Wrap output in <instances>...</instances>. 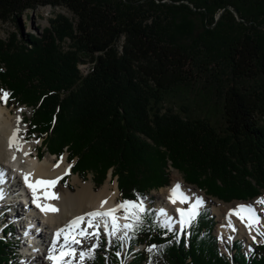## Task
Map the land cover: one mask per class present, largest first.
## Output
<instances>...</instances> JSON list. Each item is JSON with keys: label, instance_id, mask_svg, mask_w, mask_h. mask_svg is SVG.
<instances>
[{"label": "trees", "instance_id": "1", "mask_svg": "<svg viewBox=\"0 0 264 264\" xmlns=\"http://www.w3.org/2000/svg\"><path fill=\"white\" fill-rule=\"evenodd\" d=\"M48 5L74 19L56 13L44 35L0 40V90L31 107L28 135L45 137L42 149L67 154L96 186L112 169L122 200L139 194L153 213L122 249L101 236L85 264H264V242L252 256L242 240L230 257L221 251L209 206L189 237L165 234L150 197L170 184L168 160L224 202L264 193V0H0V19ZM193 90L199 114L169 104ZM62 183L71 188L69 176ZM15 247L0 240V264H12Z\"/></svg>", "mask_w": 264, "mask_h": 264}, {"label": "bare ground", "instance_id": "2", "mask_svg": "<svg viewBox=\"0 0 264 264\" xmlns=\"http://www.w3.org/2000/svg\"><path fill=\"white\" fill-rule=\"evenodd\" d=\"M24 117L25 116L23 109L22 111L21 109H18L16 112H14L11 109L8 100L7 103H3V101L0 100V169L5 170V172L7 173V182L3 185L6 199L5 204L10 209V206H12L11 210H14L12 212L11 219L12 221L17 222L16 228L18 226L20 227L18 228V237L23 238V236H25V234H23V232L25 231L24 228L26 227L25 223H28L29 219L31 220L32 217L30 215L33 214L34 211V215L36 214V216H38V221L37 225L33 223L32 227L35 229L39 228V230L40 226H42L43 228L42 231L38 234H34L33 230L31 229H26V233L28 231L30 232L29 238L35 241V245L32 246L30 250L36 251V253L31 256H27V259H25V264H51V262L46 259V256L48 254V250L54 238L55 232H57L60 228L65 227L75 217L85 216L87 213L97 210L107 211L109 209H113L117 207V205H119L122 201H119L118 197L120 193L118 183L112 182L111 178H109L104 185L96 189L92 180L83 181L79 175L75 174L74 183L76 184V190L73 191L70 188H67L65 191L62 190L60 187V183L62 182V179L65 175L71 173L72 164L68 161L66 156L62 157V161L59 157L56 160L54 155H52L51 158L48 156H43L42 158H35L32 155V152L36 151L40 155L42 154V151H38V147H35L31 141L26 140L24 138L28 135V131H26L22 126L25 121ZM18 127L20 129L19 143L22 145V150L9 146V139L10 137H12L14 131ZM25 153H28V155H25ZM13 157H16V159L14 160ZM11 162H14V164H11ZM57 164H59V167H56ZM22 173H33V180L39 178H43L45 180H57V178H60L59 182L55 185V187L50 189L51 192L56 193L59 196V199H45L44 190L42 189L39 192V195L41 197L39 202L41 204L52 205L56 207L59 211H49L45 214V212H42L39 208L36 207V204L33 203L31 190L24 183ZM176 183L182 185L184 191L190 190V187L187 186L183 182V180L174 178L172 180V183L168 187L161 189L160 193H156L159 194V209H165L168 212L169 216L178 219L179 214L176 210L178 208H186L188 207V205L179 203L172 204L169 201L168 197L170 191ZM194 190L195 191H190L189 195L195 194V196L203 197L196 189ZM23 194L29 196L30 199L27 202L28 205H26V207L28 206V208L25 209V211L22 212L21 215V212L15 209V207L17 208L15 199L20 200L21 198H23ZM261 197L264 196H260L259 198ZM26 201H24V203H26ZM102 201H107V203H104L102 205ZM255 202L256 201L241 202L237 203V205H233L228 208L224 207V209L219 207L216 208L217 212H219L221 215L219 219L220 225L217 230V234L219 235L218 237L223 235V237L225 238L223 244L227 242L228 236L237 237L242 234L246 236L249 243L254 242L251 239V236L249 235L248 229L235 216L232 218V221L236 227V231L233 232L230 228H228L226 226V214L229 212V210L237 208L238 205H255ZM255 206L257 207L258 211L261 209L260 205ZM123 211L124 210H121L115 213V215L119 218V224L128 223V220H126L125 216L122 214ZM261 214L264 216V211H260V215ZM262 215L261 217L264 218ZM160 218L164 220L163 217ZM4 223L5 221L3 220L0 224V234L2 235V237H4L6 233L10 231V237H12L11 239L13 241L16 235L14 232L15 226L11 224H5V226L2 227ZM11 226L14 227V231L8 230V228ZM81 227L86 228L87 223L81 224ZM175 227L179 229L178 224ZM27 228H29V225L27 226ZM101 228H104L102 222ZM93 230L94 229L92 228L88 229V231L90 232ZM252 235L256 236V240L259 237V234L255 230H253ZM13 242L17 243V239H14ZM83 244L84 242L82 243V245L77 247L82 248ZM37 260H40V262L36 263Z\"/></svg>", "mask_w": 264, "mask_h": 264}, {"label": "snow or ice", "instance_id": "3", "mask_svg": "<svg viewBox=\"0 0 264 264\" xmlns=\"http://www.w3.org/2000/svg\"><path fill=\"white\" fill-rule=\"evenodd\" d=\"M10 95L9 92L0 90V100L4 103H7ZM19 131L20 129L18 127L14 131L12 137H10L9 146L22 150V145L19 143ZM37 143H39V141H37ZM25 155H28V153H25ZM13 159L15 160L16 157H13ZM62 159L63 158H61V161ZM56 167H59V164H57ZM33 175V173H22L25 185L31 190L33 203H35L36 207L42 212H45V214L49 211H59L52 205L41 204L39 202L41 199L39 192L42 189L44 190L45 199H59V196L51 192L50 189L55 187L60 178H57V180H45L43 178L33 180ZM6 182V172L0 169V201L5 198L3 185ZM190 191L191 190L184 191L183 186L179 183H176L170 191L168 199L172 204L179 203L188 205L186 208H178L176 210L179 214L178 219L169 216L165 209L159 210V217H163L164 220L158 227L165 229V234L168 232L173 233L177 240H179L181 233L190 235L187 230L192 227L205 206L203 197L195 196V194L189 195ZM144 200L145 198L137 194V200L122 201L113 209L107 211L97 210L89 212L85 216L75 217L65 227L60 228L54 233V238L50 244L46 259L49 260L51 264H74V262H76V264H85V261L94 260L95 251L100 246L101 222L106 229V235L109 237L108 243L113 244L115 242L118 247L122 249L139 231L143 230L144 221L153 215L152 211L145 207ZM104 203H107V201H102V205ZM255 205H260L261 209L258 211ZM255 205H238L237 208L229 210L226 214V226L233 232L236 231V227L232 221V218L235 216L248 229L249 235L254 242L256 241V236L252 235L253 230L264 237V218L260 215V211H264V197L258 198ZM121 210L126 212L125 219L129 221L128 223H118L119 218L115 213ZM84 223H87L86 228L81 227V224ZM177 224L179 225V231L175 228ZM89 228L94 229V231H88ZM129 233H131V235H129ZM218 238L222 242L225 239L223 235ZM233 239V236H228L227 242L231 243ZM93 240L95 243H92L87 250L77 247L82 245L84 241ZM157 249L158 246L152 245L147 251L151 254ZM116 255L119 257L121 251H117ZM121 264H125V260H121ZM149 264H151V261H149Z\"/></svg>", "mask_w": 264, "mask_h": 264}, {"label": "rangeland", "instance_id": "4", "mask_svg": "<svg viewBox=\"0 0 264 264\" xmlns=\"http://www.w3.org/2000/svg\"><path fill=\"white\" fill-rule=\"evenodd\" d=\"M230 10L232 11V13L236 16L237 20L239 21V16H238L237 12L233 9V7ZM56 13H63L64 15H66V16H68L70 18L74 17V14L69 9H67L65 7L53 8V7L48 5V6H39L38 8H36L34 10H26L23 13L19 14L18 18L10 17L7 20L0 19V40L7 41V40H9L11 38L10 36H12L13 34H17L18 38L21 41L25 40V38H28L31 35H44L46 33L45 32L46 28L50 25L49 19L53 18ZM220 15H221V12L217 14V18H216L217 21L220 18ZM215 23L213 25H215ZM249 26H250V24H249ZM69 43L70 42H65V43H63V45L65 47H68ZM79 67H80V69H81L83 74H87L88 72H90L91 63L90 62L81 63L79 65ZM0 87H1V85H0ZM195 91L196 90H193L192 93L190 92V94H188V95L187 94H182V98L184 99L185 102L181 98L178 97V96H181V94L180 95H174V97H172L171 100L169 101V104H173L176 107L180 106L179 103L182 104V105L184 104V106L188 110H191V112L193 114L197 115V114H199V112L197 111V108H196V106L193 103V101H195V99L197 97ZM8 102H9V100H8ZM174 103H176V104H174ZM9 105H10V102H9ZM10 107H11V109L14 112H16L18 109H23L24 110V116H25L24 120L25 121L22 124V126L27 131V129H28V122L27 121L29 120V117L31 116V112H32L31 107H29V106L27 107L25 105H23V106H15V107L10 105ZM260 122H261V124H264V116L263 117L261 116ZM44 138L39 140L37 138H30L29 137L26 140L31 141L34 144L35 147H38V149H39L38 151H40L44 147ZM37 141H39V143H37ZM42 150H41L42 151L41 158L43 156H46V157L48 156V157L51 158V156L54 155L56 160L58 159V156H56L55 154H51L50 152H48L47 150H44V149H42ZM63 156H66V154H64ZM166 172L171 177L170 184L172 183V180L174 178L183 180V182L187 186L190 187L191 191H195L194 189H196L204 197L205 203H206L205 206H209L211 208L212 214L214 215V217L216 219V225L214 227V233L215 234H217V230H218L219 225H220V220L219 219H220V216H221L220 213L217 212V210H216L217 207L224 209V207L228 208L230 206L237 205V203H241V202H254L260 196H264V193H263L260 196L254 198V199H251V200H245V201H236L235 200V201H232V202H224V201H222V200H220V199H218L216 197H211V196L206 195L197 186L189 185L188 183H186V181H185V179L183 177V173L172 166L171 160L167 161ZM68 175H69V185H71V188L69 186L65 185L62 182L60 183V187L64 191L67 188H70L71 190L74 191V190H76V184L74 183V175L75 174L70 173ZM76 175H78V174H76ZM109 178H111L112 182H117L118 183V177H117V175H115V176L113 175L112 169H111V170H109V172L107 174L106 180L100 186H96L95 183H94L95 188L98 189L99 187L104 185ZM82 180L83 181H90V180L93 181V174L92 173L88 174L87 178L86 179H82ZM165 187H168V186H164V187H161V188L156 189V190L154 189V190H152V192L150 194V197H152L154 199V203H155V205H157L158 210H160L159 209V204H158V200H159V194L158 193H160L161 189H163ZM119 192H120V190H119ZM156 192H158V193H156ZM118 197H119V201H121L122 200L121 199V193H119ZM15 200H16V204H17V208L15 207V209L19 210L21 212V215H22V212H24V211H22L23 210V204H22L23 202H21V200H19V199H15ZM144 203H145V207L149 206V203L147 201H144ZM13 211L14 210H11V211L8 210L6 213L0 212V214L2 215L1 216L2 219L0 218V220H1L0 223L2 222V220H4L5 223L2 225V227H4L5 224H11V225L15 226V231L14 232H15L16 235H15L14 239L16 240V236L19 235L18 228H20V227L18 226L16 228L17 222L12 221V219H11ZM34 213H35V211L33 212V215H34ZM34 217H36V219H38V216H36V214L34 215ZM159 219L163 221V219H161L160 217H159ZM41 228H42V226H40V229ZM0 233H1V230H0ZM100 233H101V231H100ZM120 234H122V233H120ZM9 235L10 234L5 235L4 237L11 239L12 237H10L11 235L10 236ZM101 235H105V237L107 238L106 243H108V236L106 235V233L105 234L101 233ZM182 235L183 234H180V236H182ZM0 237H2L1 234H0ZM14 239H13V241H14ZM238 240H242L243 241V243H244L243 244V250L246 252V254L248 256H252L255 253L256 245L264 242V237L259 235L257 240L255 242H251V243L248 242V240H247V238H246V236L244 234H242L240 236H237V237H234V239H233V241L231 243L226 242L225 244H223V242L219 239V241H220V243L222 245L221 246V251L226 253V255H228L230 257V255H233V252L231 253V250L234 247L235 242L238 241ZM92 243H95V241L94 240L93 241H84L82 249L83 250H87L91 246ZM106 247H108V245ZM11 252H15L16 253V250H12ZM12 259H13L12 260V264H25L26 263L25 259H27V258H24L23 254L19 255V253H16V254H13V258ZM38 262H40V260L36 261V263H38ZM74 264H76V262H74Z\"/></svg>", "mask_w": 264, "mask_h": 264}]
</instances>
